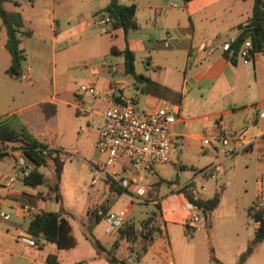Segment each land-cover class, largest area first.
Instances as JSON below:
<instances>
[{"label": "crops", "instance_id": "obj_1", "mask_svg": "<svg viewBox=\"0 0 264 264\" xmlns=\"http://www.w3.org/2000/svg\"><path fill=\"white\" fill-rule=\"evenodd\" d=\"M18 1L20 6L7 3H12L23 15L24 25L19 34L25 56L23 73L17 77L7 72L11 54L6 48L7 34L2 23L0 120L13 117L37 141L58 147L62 159L70 152V146L64 142V131L56 126L62 106L91 114L88 126L96 119L95 147L104 110L113 98H129L140 109H156L170 101L178 108L180 118L172 126V162L156 164L151 169L131 162L107 167L115 182L121 177L131 182L127 187H118L101 178L105 184L104 195L99 200L92 190L83 192L81 187L75 197L70 198L62 178V200L58 202L47 183L36 187L24 183L11 154L0 157V264H48L45 260L48 254L55 255L59 264H110L85 235L88 224L94 220L92 210L100 205L110 210L123 209L122 203L132 201L140 186L147 189L141 199L149 201V187L159 186V194L162 184L168 185L169 194L151 200L158 205L159 215L158 229L149 240L139 234L140 226L128 215L126 223L132 226L135 240H129L128 236L121 238V230H114L125 252L139 249L141 255L148 249L155 257L162 258L160 249L170 242L171 225L180 226L184 231L202 230L212 217L209 228L217 255L216 229L230 220L236 227V243L232 239L220 240L229 254L226 258L218 256L225 264H237L259 227V222L253 219L250 232L240 234L242 220L238 210L243 204L242 198L233 191L243 168H252L257 177H264V55H256L244 63L239 54L232 61L224 51L240 34L239 25L251 16L253 0H120L126 5H136L138 27L129 30L127 37L124 30L113 27L112 22L101 27L93 24V16L102 12L110 0ZM113 46L118 50L128 46L135 54V72L168 87L171 93L163 96L143 91L144 82L125 71L124 55L113 52ZM48 66L47 73L44 68ZM25 76L29 78L26 88L21 85ZM88 82L101 90V96L93 97L79 90L81 84ZM85 95L93 100L89 107ZM82 105L86 112L81 111ZM222 129L243 132L242 139L234 144L237 150L231 157L224 156L223 147L214 139ZM204 136H209L212 142L205 144ZM228 160L231 163L225 169ZM96 161L93 158V165ZM171 165L176 179L169 174ZM212 165H218L215 176L200 174V170ZM114 172H118V176L113 177ZM94 177L91 186L98 183V179L92 182ZM189 182L194 184L196 198L212 197L207 194L214 195L222 189L217 208L208 219L203 216L195 225L188 223L190 212L183 192ZM259 197L264 199V179L257 178L253 205ZM61 207L75 238L71 248L42 244L27 232L36 213L58 211ZM252 207H248L251 214ZM92 231L99 239L98 223ZM106 231L112 232L107 230V225ZM24 239L34 240L38 245ZM108 245L104 246L119 256L120 244L110 241ZM171 260L177 264L169 256L165 264ZM244 264H264V242Z\"/></svg>", "mask_w": 264, "mask_h": 264}, {"label": "trees", "instance_id": "obj_2", "mask_svg": "<svg viewBox=\"0 0 264 264\" xmlns=\"http://www.w3.org/2000/svg\"><path fill=\"white\" fill-rule=\"evenodd\" d=\"M7 2H12L16 6H20V2L18 0H0V18L7 34L6 48L11 54V64L7 72L13 76L19 77L23 73L22 62L25 59L24 50L20 47L21 38L19 36L21 28L24 25L23 15L20 10H7L4 6ZM103 11L107 12L112 18L113 27L122 28L124 30L126 37L129 30L138 27L135 20V4L126 5L121 3L120 0H110ZM239 28L241 29L240 34L229 45L227 50L224 51V54L232 61H235L246 40L249 39L251 41L253 51L255 52L260 51L264 45V0H253L251 16L245 23L240 24ZM112 51L124 55L125 71L132 74L138 81L144 82V86L142 87L143 91L163 96H167L171 93L168 87L153 81L149 77L138 75L135 72V54L128 46L123 50H118L113 46ZM9 119L10 122H7ZM16 143H18V145H16ZM44 146L46 145L37 141L24 125L14 121L13 117L0 120V157L9 154L8 151L5 150L7 148H23L28 158L34 163V168L31 173L23 177V181L26 185L36 187L47 183V178L40 168L44 165H48L51 161L45 156H42L40 151L37 150L38 147ZM52 163L55 165L56 181L53 185L47 184L49 185L50 192L52 191L54 193L55 199L60 202L62 197L59 184L63 170V160L60 155H57L53 157ZM193 188L194 184L189 182L183 187V192L189 201L194 202L200 207L203 216L208 219L211 212L217 208L221 200L222 189L216 192L212 197L203 199L194 196ZM98 207L92 210L94 220L88 224L85 235L95 246L98 253L102 254L110 264H129L125 257L117 256L113 249L106 248L93 234V226L102 220V217L97 214ZM100 207L106 209L105 205H100ZM64 214L65 210L62 207L58 211H42L36 213L27 226V232L42 244L53 243L57 248H71L75 245V238L71 234V226L64 217ZM157 216L158 214L155 213L140 222L139 234L145 240H149L152 233L158 229L156 224ZM252 217L255 221L259 222V227L254 237L249 241L246 250L239 256L237 264H244L258 245L264 242V208L253 212ZM119 229L121 230V238L128 236L129 240L132 239V226L125 223ZM211 259L216 264H225L215 256L213 249H211ZM45 260L48 264H59L56 256L52 254H48Z\"/></svg>", "mask_w": 264, "mask_h": 264}, {"label": "built area", "instance_id": "obj_3", "mask_svg": "<svg viewBox=\"0 0 264 264\" xmlns=\"http://www.w3.org/2000/svg\"><path fill=\"white\" fill-rule=\"evenodd\" d=\"M111 22L112 18L107 12L102 11L93 16V24L96 26L101 27ZM165 43L168 45V41ZM238 54L244 63H248L256 55H264V45L260 51L255 52L251 41L248 39ZM79 90L93 97H99L102 94L101 90L92 82L81 84ZM177 110L175 104L170 101H166L156 109H140L129 98H113L104 110L103 119L98 129L96 148L100 159L94 165L97 170L96 176L104 178L111 184L115 183L118 187H127L131 182L130 179L121 177L118 183L115 182L109 175L107 167L119 162H131L135 166L151 169L156 164L171 163L174 150L172 126L180 118ZM81 111H87L84 105L81 106ZM242 137V131L222 129L214 139L223 147L224 156L231 157L237 150L234 144ZM203 142L209 144L212 139L209 136H204ZM5 150L13 156L18 173L22 177L28 176L34 168V163L28 158L25 150L23 148H7ZM37 150L50 161L53 157L61 154V150L52 145L38 147ZM217 173L218 165L207 166L200 170V174L203 176H215ZM112 176H118V172H114ZM11 180L13 179L11 178ZM96 181L97 177H94L92 182L96 183ZM146 192L147 189L144 186L138 187L136 196L132 197V200L140 201ZM186 207L190 212L188 222L190 225H195L203 219L200 207L194 202L187 199ZM263 208L264 199L259 197L252 207V212ZM1 214L5 218L9 217L7 214ZM97 214L106 222L109 231L119 229L128 219L123 209L110 210L99 206ZM24 240L31 245H38L34 240ZM166 264H173V262L168 261Z\"/></svg>", "mask_w": 264, "mask_h": 264}, {"label": "rangeland", "instance_id": "obj_4", "mask_svg": "<svg viewBox=\"0 0 264 264\" xmlns=\"http://www.w3.org/2000/svg\"><path fill=\"white\" fill-rule=\"evenodd\" d=\"M26 1V0H25ZM5 8L9 11L16 10V7L12 3H5ZM0 26H2V20L0 18ZM5 33V31H4ZM28 60H30L28 58ZM50 67H45L44 71L48 73ZM48 75V74H46ZM29 80L27 76L22 80V86L26 88V83ZM80 79L78 78V82ZM80 85V83H78ZM88 99L86 105L89 107L90 102L93 101L88 95H85ZM91 118L89 113H78L77 109L68 108L67 106H62L61 111L58 113L56 118V126L64 131V142L66 145L70 146V152L62 158L63 160V170L61 173V179L64 178L65 186L69 189L70 198H74L78 192V188L81 187L83 192L93 191L94 196L99 200L104 195V180L96 176L95 166L93 165V158L95 160L100 159V155L95 147L94 143V131L95 123L90 122L88 126V121ZM10 122V119L7 120ZM54 137V136H53ZM18 145V143H16ZM243 162L245 160L243 159ZM49 162L48 165H44L40 168L42 172L47 177V183L53 185L56 181L55 165ZM231 160L226 161L225 169L228 168ZM169 174L173 179L177 178L175 173V168L173 165L169 167ZM97 177L98 183L95 186H91L90 182L92 177ZM255 170L250 168L246 170L243 168L239 173V178L234 185V194L242 198L243 207L239 208L241 221V235H247L254 225V220L250 212L249 205L253 206L254 193L257 188V178L263 180L262 177H257ZM60 179V182H61ZM60 185V184H59ZM158 187L150 188L147 198L149 201H145L142 198L140 201L136 200H125L122 203V207L126 214L135 220L136 226H140L141 220L146 216H151L155 213H159V207L157 204L153 203L152 198L156 197H166L169 194V189L167 184H162L159 194ZM99 191V193H97ZM208 196H213L211 192L207 194ZM84 196V195H83ZM159 215V214H158ZM220 217V216H218ZM216 217V219L218 218ZM209 225L212 221L210 218ZM209 225L202 230H185L176 225L170 226V242L166 246H162L160 249V254L162 258H157L148 251L145 250L141 255L138 250H133L132 252H125L122 240L119 239L117 231L108 232L106 231V222L104 220L98 223V229L100 234V241L105 246H109L110 241L120 244L119 257L124 256L129 264H165L167 257L174 258L177 264H216L211 259V249L215 251L214 242L211 237V231ZM236 227L233 226L232 220L225 222L223 225L216 229V241L215 244L218 247V255L221 254L226 258L229 254L228 251L222 247L220 240H234L236 243ZM135 232L132 234L131 241L135 240ZM221 246V247H220ZM133 249V248H132ZM142 249V248H141ZM142 252V251H141ZM216 253V257L221 259ZM173 262V260H171Z\"/></svg>", "mask_w": 264, "mask_h": 264}]
</instances>
